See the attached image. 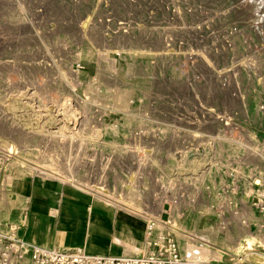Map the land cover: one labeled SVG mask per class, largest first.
I'll return each instance as SVG.
<instances>
[{"label":"rangeland","instance_id":"374dc122","mask_svg":"<svg viewBox=\"0 0 264 264\" xmlns=\"http://www.w3.org/2000/svg\"><path fill=\"white\" fill-rule=\"evenodd\" d=\"M0 4V218L18 220L20 206L27 203L17 196L19 189L7 187L6 177L14 175L29 185L44 182L40 188H45V177L37 171L53 161L57 170L52 171L69 174L73 186L81 182L83 203L84 196L91 197L98 209L101 201L93 202L87 184L111 194L138 190L153 202L170 191L169 182L181 181L180 198L194 196L196 201L179 207L183 218L163 230L174 240L175 234L181 237L182 243L175 240L179 245L192 240L208 248L213 241L208 235L221 220L204 213V198L227 201L221 208L229 221L239 214L238 205L247 204L254 219L242 218L256 228L250 243L264 246V189L238 183L248 178L245 161L264 158V0ZM39 4L45 14L36 21L30 10ZM56 107L63 113L65 131L75 134L61 152L49 142L62 132L61 125L43 121L46 108ZM84 107L94 117L89 127L93 138L81 148L82 130L73 127ZM102 120L117 122L118 131L95 125ZM43 125L50 131L45 133ZM252 183L264 185L259 176ZM162 206L161 217L170 222L174 205L165 201ZM223 233L219 236L230 242L232 236Z\"/></svg>","mask_w":264,"mask_h":264},{"label":"bare ground","instance_id":"6f19581e","mask_svg":"<svg viewBox=\"0 0 264 264\" xmlns=\"http://www.w3.org/2000/svg\"><path fill=\"white\" fill-rule=\"evenodd\" d=\"M40 1V0H39ZM3 2V1H2ZM2 4V3H1ZM0 4V5H1ZM100 4V3H99ZM116 4V3H115ZM29 5V4H27ZM2 6V5H1ZM32 6V5H31ZM26 7V6H25ZM29 7V6H28ZM98 7V6H97ZM16 8V7H15ZM20 9V8H19ZM5 11V10H4ZM9 11V10H8ZM22 11V10H21ZM31 14L32 18L35 19L36 21L43 17L44 13V6L42 4L36 5V7L31 8ZM18 12V11H17ZM24 12V11H22ZM28 12V11H27ZM106 12V11H105ZM179 13V12H178ZM26 14V13H24ZM30 14V13H29ZM1 15V14H0ZM4 16V15H2ZM22 17V15H18L17 17ZM106 13V18L107 17ZM31 17V16H30ZM181 18V17H180ZM27 19L28 16H27ZM26 20V19H25ZM34 20V21H35ZM28 21V20H26ZM98 21V20H97ZM16 22V21H15ZM33 22V21H32ZM40 22V21H39ZM89 19L84 22L80 28L82 30L85 29L86 25L88 24ZM92 22V21H91ZM30 23V22H29ZM38 23V22H37ZM36 23V24H37ZM93 23V22H92ZM103 23V22H102ZM21 24V23H20ZM25 24V23H24ZM35 24V23H34ZM94 24V23H93ZM101 24V23H99ZM6 25V24H5ZM104 25V23H103ZM106 25V24H105ZM17 26V25H15ZM20 26V25H19ZM34 26V25H33ZM95 26V25H94ZM140 26V25H139ZM142 26V25H141ZM89 27V26H88ZM145 27V26H144ZM27 28V27H26ZM101 28V26H100ZM99 28V29H100ZM123 28V27H122ZM11 29V27H10ZM13 29V28H12ZM17 29V28H16ZM90 29V28H88ZM107 29V28H106ZM9 30V29H8ZM25 30V29H24ZM102 30V29H101ZM12 31V30H11ZM9 30V32H11ZM15 31V30H14ZM118 31V30H117ZM13 32V31H12ZM11 32V33H12ZM8 34V33H7ZM18 34V33H17ZM111 35V34H110ZM12 37V36H11ZM119 37V36H118ZM118 41V40H117ZM119 42V41H118ZM174 43V42H173ZM162 48L166 49L167 45H164L162 43ZM180 50V49H179ZM170 51V50H167ZM117 52V51H116ZM173 52V51H172ZM172 54V53H171ZM189 54V53H188ZM260 54V53H259ZM186 57V56H185ZM204 58V57H201ZM251 58V57H250ZM116 60V58H114ZM250 60V59H249ZM207 61V60H206ZM248 62V61H247ZM251 62V61H250ZM187 63V62H186ZM207 65V64H206ZM235 65V64H234ZM236 66V65H235ZM254 66V65H253ZM252 66V67H253ZM210 68V67H209ZM69 69V68H68ZM213 69V68H212ZM208 70V69H207ZM212 71V70H211ZM235 73V72H234ZM256 73V72H255ZM73 75L75 77V80L78 76L75 70H73ZM110 77V76H109ZM189 80V79H188ZM73 85V84H72ZM200 87V86H199ZM40 93V92H38ZM31 95V94H30ZM39 96V95H38ZM32 97V95L30 96ZM35 97V96H34ZM62 97V96H61ZM58 99V98H57ZM35 100V99H34ZM37 100V99H36ZM53 100V99H52ZM8 101V100H7ZM19 101V100H18ZM17 101V102H18ZM82 101V100H81ZM9 102V101H8ZM55 102V100H54ZM57 102V101H56ZM1 103V102H0ZM41 103V102H40ZM2 104V103H1ZM16 104V102H15ZM14 104V105H15ZM64 104V103H63ZM3 105V104H2ZM9 105V104H7ZM11 105V104H10ZM13 105V104H12ZM72 105V104H71ZM1 106V105H0ZM4 106V105H3ZM56 106V105H55ZM58 106V105H57ZM64 106V105H63ZM11 107V106H10ZM14 107V106H13ZM57 109L54 108H46L45 112L43 113V121H48L49 123H53L54 121L57 122V124H60L61 126V131L60 133L54 135V139H49L52 144L53 149L56 151H65L68 145V141H73L74 138V133L71 131H65V121H64V116L62 115L63 113L60 112V108L56 107ZM63 108V107H62ZM65 108V107H64ZM5 109V108H4ZM39 109V108H38ZM45 109V108H44ZM69 108L67 107L66 111ZM80 109V108H79ZM205 109V108H204ZM3 110V109H2ZM82 116L81 119H79V123L76 124L74 123V129L79 128L82 130V134L80 136V146L81 148H85L91 143V139L93 138L91 133L89 132V127L92 126V123L94 122V117L89 116V111L87 108H82ZM4 111V110H3ZM6 111V110H5ZM40 111V110H38ZM43 111V109H42ZM63 111V109H62ZM203 111V110H202ZM201 111V112H202ZM12 112V111H11ZM65 112V109H64ZM70 112V111H69ZM67 112L66 114H68ZM114 112V111H113ZM206 112V111H205ZM3 114L5 112H2ZM41 113V112H40ZM104 113H107V111H104ZM9 114V113H8ZM39 114V113H38ZM203 114V113H202ZM16 115V114H15ZM28 115V114H27ZM42 115V114H41ZM204 115V114H203ZM209 115V114H208ZM217 115V114H216ZM68 116V115H67ZM219 116V115H218ZM39 117V116H38ZM42 117V116H41ZM71 117V116H70ZM210 117V116H209ZM220 117V116H219ZM13 118V117H12ZM23 118V117H22ZM72 118V117H71ZM14 119V118H13ZM21 119V118H20ZM19 119V120H20ZM66 119V118H65ZM12 120V119H11ZM24 120V119H23ZM116 120V119H115ZM227 120V119H226ZM96 121V120H95ZM68 122V121H67ZM200 122V121H199ZM210 122V121H209ZM205 123V122H204ZM208 123V122H206ZM45 124V123H44ZM190 124V123H189ZM41 125V124H40ZM46 125V124H45ZM96 126L98 125L100 129H111L113 131H118V125L117 122L107 124L104 123L103 120L101 123H96ZM8 126V125H7ZM44 126V125H43ZM4 127V126H3ZM20 127V126H19ZM71 129V127H69ZM97 129V128H96ZM36 130V129H35ZM40 130V129H39ZM44 130L47 133L50 131L49 127L44 126ZM34 131V130H33ZM42 131V130H41ZM57 131V130H55ZM60 131V130H59ZM40 132V131H39ZM39 132H37L39 134ZM53 132V131H52ZM34 133V132H33ZM41 133V132H40ZM44 134V133H43ZM4 135V134H3ZM49 135V134H48ZM47 135V136H48ZM99 135V134H98ZM9 136V135H8ZM43 136V135H42ZM51 136V135H50ZM49 136V137H50ZM95 137H97L95 135ZM194 137V136H193ZM25 138V137H24ZM46 138V137H45ZM125 138V137H124ZM139 139H145L143 135H138ZM196 138V137H194ZM26 139V138H25ZM98 139V138H97ZM45 141V140H44ZM43 141V142H44ZM112 141H109L111 143ZM48 143V142H47ZM98 143V142H97ZM3 144V143H2ZM44 144V143H43ZM108 144V143H107ZM6 145V144H5ZM71 145V144H70ZM106 145V144H105ZM113 145V144H111ZM122 145V144H120ZM7 146V145H6ZM47 144L45 145V147ZM135 146V145H134ZM125 147V145H124ZM142 147V146H141ZM6 149V148H5ZM46 149V148H45ZM122 149V148H121ZM71 150V149H70ZM125 150V149H124ZM56 154V153H55ZM64 154V152L62 153ZM74 155V154H73ZM41 156V155H40ZM50 156V155H49ZM58 156V155H57ZM77 156V155H76ZM35 157V156H34ZM47 157V155H46ZM52 157V156H51ZM50 157V158H51ZM66 157V156H65ZM72 157V156H71ZM121 157V155L119 156ZM148 157V156H147ZM57 158V157H56ZM138 160L142 161L143 158L142 156H138ZM49 159V158H48ZM53 159V158H52ZM58 159V158H57ZM78 159V157L76 158ZM135 159V158H134ZM147 159V158H146ZM37 161V160H36ZM83 161V160H82ZM151 161V160H150ZM69 162V160H68ZM78 162V161H77ZM38 164V162H35ZM141 163V162H140ZM81 164V163H80ZM144 164V163H143ZM14 166V163L11 164V167ZM43 166V165H42ZM45 169H39L37 171L40 175L45 177V182H46V187L45 188H40L37 187L35 188V197H34V202L42 204V205H48L52 202V200H49V194H48V189L50 187H53L55 184L56 180L62 181L63 183H69L73 187V192L76 193L80 198H81V182L76 181V186H73L72 180H69L68 175H63L61 173H56L55 171L53 172L52 169H55V162L49 161L47 163ZM71 167V166H70ZM77 167V166H76ZM143 167V166H142ZM33 168V167H32ZM43 168V167H42ZM24 169V168H23ZM27 169V168H26ZM68 169V168H67ZM33 170V169H32ZM57 170V168H56ZM26 171V170H25ZM59 171V170H58ZM75 171V170H74ZM73 171V172H74ZM86 171V170H85ZM139 171V170H138ZM22 172V171H21ZM137 173V172H135ZM14 174V173H13ZM31 174H33L31 172ZM72 176V175H71ZM130 177V176H129ZM75 177H73L74 179ZM201 179V178H200ZM77 180V179H76ZM131 180V177L129 181ZM133 180V179H132ZM131 180V181H132ZM171 180V179H170ZM82 181V180H81ZM117 181V180H116ZM159 182L162 185H165L162 181L161 178ZM86 183V182H85ZM5 184V183H4ZM6 184L9 189H19L21 191L20 193H16L18 197H20L23 200L28 199V192H29V184L26 181H23L19 179L18 177L14 175H9L6 177ZM58 184V183H57ZM62 184V183H61ZM135 184V183H134ZM170 191L167 193L163 194L161 198L158 199H153V202H151V199L149 195L141 193L138 190L134 189H127V190H118L116 194H111L108 193L107 191L101 189V188H90V186L87 184V187L89 190L93 191L94 193L90 194L91 196L94 197L95 201L94 203H98L101 201V206L104 211H106V217L104 219L98 220L99 222L96 224H93L92 227L94 228V232L91 233V236L89 237V242L91 244L99 245L102 247L100 250V253H110L112 255H122L120 253H139L141 251H148L149 248L148 246H151L154 244L153 237L158 236L163 234L164 228L169 229L170 227H173L174 225H177V221L179 218L183 216V214L180 213L179 207L181 206H187V205H193L196 201L194 196L191 198H186V200L181 199L180 196L178 195L180 191L182 190L180 187L183 186L184 184L181 181H174V182H169L168 184ZM31 186V185H30ZM58 186V185H56ZM60 186V185H59ZM143 186V185H142ZM186 187V186H185ZM129 188V187H128ZM56 189V188H55ZM23 190V192H22ZM196 190V189H195ZM8 192V191H7ZM84 192V191H83ZM194 192V191H193ZM61 193V192H60ZM72 193V192H71ZM249 193V192H248ZM55 194V193H54ZM76 197V196H75ZM207 197V196H206ZM79 198V199H80ZM85 199L86 209H89V206L91 205V197H83ZM165 201H170L174 205V210L172 214L168 217L170 218V222L168 220H163L161 215L165 211L162 204ZM199 201V200H198ZM203 202L205 203L204 205V213H207L212 216H218L221 220L219 223L218 229L215 230H210V233L208 235L209 238H216L219 232L221 231H226L231 235V232H239L243 233L246 232L247 228L243 227L241 225H234L232 227L231 221L226 219V216L224 215L225 213L222 211L224 206H227L229 203L227 201H220L214 199L213 197H209V199H203ZM155 204V209L151 208L152 204ZM236 206V205H235ZM239 206V205H238ZM57 207V206H56ZM172 207V206H171ZM191 207V206H190ZM231 207V206H230ZM221 209L219 210V214H217L216 209ZM101 210V209H100ZM171 210V209H170ZM228 211V210H227ZM242 211V210H241ZM86 213V212H85ZM104 213V212H103ZM203 213V214H204ZM165 214V213H164ZM247 214L250 216V218L254 219V216L250 212H247ZM230 215V214H229ZM234 215V213H233ZM234 217V216H233ZM183 218V217H182ZM89 220V219H87ZM129 220H132L134 223L128 222ZM145 220L150 221V223H145ZM182 221V220H181ZM88 222V221H87ZM104 223L107 225H104ZM254 225V224H253ZM89 226V225H88ZM202 226V225H201ZM254 228V227H253ZM236 229V230H234ZM20 231V230H19ZM86 231V230H85ZM165 231V230H164ZM65 232V231H64ZM59 233V232H58ZM155 235H151V234ZM189 233V232H188ZM196 233V232H195ZM222 233V232H221ZM85 234V233H84ZM60 235V234H59ZM176 235V234H175ZM255 235V234H254ZM239 237V236H238ZM253 237V236H252ZM64 238V237H63ZM178 238V237H177ZM189 238V237H188ZM260 239V238H259ZM72 240V239H71ZM82 240V239H81ZM240 240V239H239ZM68 241V240H67ZM79 241V240H77ZM84 241V240H83ZM192 240H187L186 243H190ZM248 241V240H247ZM246 241V242H247ZM239 242V241H238ZM70 244V243H69ZM61 245V244H60ZM63 245V244H62ZM68 245V244H67ZM72 245V244H71ZM77 244H74V246ZM73 246V247H74ZM247 246V245H246ZM253 246V245H252ZM257 246V245H255ZM261 246V244H260ZM96 247V246H95ZM205 247V246H204ZM232 247V246H231ZM77 248H82L85 251H88V249L85 246H77ZM252 248V247H251ZM209 249V248H208ZM253 249V248H252ZM216 250V249H215ZM255 257V256H254ZM257 257V256H256ZM257 261H264V257L258 255ZM255 262V261H254Z\"/></svg>","mask_w":264,"mask_h":264},{"label":"crops","instance_id":"0c3cea01","mask_svg":"<svg viewBox=\"0 0 264 264\" xmlns=\"http://www.w3.org/2000/svg\"><path fill=\"white\" fill-rule=\"evenodd\" d=\"M244 164L243 169L248 172V178L239 180L238 183H243L246 186L248 185L247 188L252 187L253 189H264V185L252 183L253 178L257 176H259L264 182V158L261 160L256 157H251L245 161ZM30 185L28 199H21L23 201H27V203H23L20 206L21 212L19 213L18 218H16L18 220L13 221L10 219L0 218L1 220L18 224L20 230H18L19 236L28 242L44 247L64 249L85 246L88 249V251L84 250L86 253L112 255L110 253H100L102 247L89 242V237L91 236V233L94 232L92 225L95 223L97 224L99 222L98 220L106 217V211H104L103 208L100 210L91 202L89 209H86L85 211L86 205L83 203L82 199L74 193L71 188L63 186L62 184H59V182H55L54 186L48 189V198L49 200L51 199L52 202L48 205H42L34 202L33 196L34 189L37 187H43L44 182L41 185H35L34 181H32ZM247 212H250L252 216H254L247 204H240L238 215L233 217V214L229 213V216H232L230 219V221H233L232 227H234V225H241L247 228L246 232L239 233L236 229H234L237 232H231L230 235L226 231H221L224 232L223 234L227 238L232 236V240L230 242L226 241L224 237L219 236V234L216 238H209L213 239L211 244L208 245L209 249L202 244L206 256L213 259H222L224 261H231L241 257L247 264H264V261H257L258 255L264 256V246H260L256 242L250 243V241L256 237L254 235L256 228L255 226H253L254 228H251L249 226V222H244L242 216L245 214L248 215ZM104 225L106 224L104 223ZM175 240L180 243L182 238L175 235ZM74 244L77 245L74 246ZM186 244L184 242V244H178V246L183 249ZM28 263L29 255H26L20 262H18V264Z\"/></svg>","mask_w":264,"mask_h":264},{"label":"built area","instance_id":"2783aa9c","mask_svg":"<svg viewBox=\"0 0 264 264\" xmlns=\"http://www.w3.org/2000/svg\"><path fill=\"white\" fill-rule=\"evenodd\" d=\"M18 224L0 219V264H18L29 255L28 264H247L241 257L224 261L206 256L201 243L181 249L169 235L156 237L153 250L123 255L89 254L82 248L44 247L18 234Z\"/></svg>","mask_w":264,"mask_h":264}]
</instances>
